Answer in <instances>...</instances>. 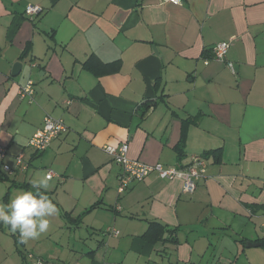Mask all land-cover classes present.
Wrapping results in <instances>:
<instances>
[{"label":"crops","instance_id":"crops-1","mask_svg":"<svg viewBox=\"0 0 264 264\" xmlns=\"http://www.w3.org/2000/svg\"><path fill=\"white\" fill-rule=\"evenodd\" d=\"M181 1L0 0V146L28 161L0 170V203L51 172L58 208L26 244L0 224V264H264V0ZM223 41L235 74L212 59ZM46 115L66 131L35 154ZM122 143L149 165L205 156V178L186 194L150 174L119 194L102 147Z\"/></svg>","mask_w":264,"mask_h":264},{"label":"built area","instance_id":"built-area-1","mask_svg":"<svg viewBox=\"0 0 264 264\" xmlns=\"http://www.w3.org/2000/svg\"><path fill=\"white\" fill-rule=\"evenodd\" d=\"M163 3H170L173 5H180L181 0H161ZM42 13V8L36 5H27L24 10L26 17L33 18ZM230 43L223 41L215 44L211 49L212 59L218 62H224L226 67L235 74L233 63L226 61V55ZM204 60V64H207ZM32 80H28L24 86L19 90L20 98H27L28 101L32 100L33 95ZM66 131L64 123L56 118L46 115L43 118V125L38 129L27 143V148L33 153H39L46 150L51 142L60 134ZM102 150L109 155L114 161L121 166V173L118 177L117 192L119 194L125 192L134 182H141L150 174H156L159 178L167 181L181 180L183 182L182 191L186 194H192L197 187L198 181L205 178L206 172V158L200 155H195L190 158L187 167H164L160 163L146 164L138 160L129 159L127 156L128 146L127 143H122L119 146L105 145ZM7 150L0 146V170L6 174H13L15 169L24 171L27 168L28 161L25 160L23 154L14 157V168L6 163ZM48 175L52 176L51 172ZM107 233L117 235L115 230H107ZM27 258L34 259L35 264H43L40 259H36L33 255H27Z\"/></svg>","mask_w":264,"mask_h":264},{"label":"clouds","instance_id":"clouds-1","mask_svg":"<svg viewBox=\"0 0 264 264\" xmlns=\"http://www.w3.org/2000/svg\"><path fill=\"white\" fill-rule=\"evenodd\" d=\"M51 175L33 181L36 191L21 190L10 203H0V224L19 233L21 243L39 239L50 227V218L58 213L57 206L47 195L52 187Z\"/></svg>","mask_w":264,"mask_h":264},{"label":"water","instance_id":"water-1","mask_svg":"<svg viewBox=\"0 0 264 264\" xmlns=\"http://www.w3.org/2000/svg\"><path fill=\"white\" fill-rule=\"evenodd\" d=\"M20 67H21V64L20 63L14 64L13 71H12V75H15V73L20 69ZM246 246L247 247H259V246H261V243H250V242H248L246 244Z\"/></svg>","mask_w":264,"mask_h":264},{"label":"rangeland","instance_id":"rangeland-1","mask_svg":"<svg viewBox=\"0 0 264 264\" xmlns=\"http://www.w3.org/2000/svg\"><path fill=\"white\" fill-rule=\"evenodd\" d=\"M49 197H50V195H48ZM51 196H53L54 197V195H51Z\"/></svg>","mask_w":264,"mask_h":264},{"label":"trees","instance_id":"trees-1","mask_svg":"<svg viewBox=\"0 0 264 264\" xmlns=\"http://www.w3.org/2000/svg\"><path fill=\"white\" fill-rule=\"evenodd\" d=\"M203 157H205V156H203ZM206 158V157H205ZM263 246H264V242H263Z\"/></svg>","mask_w":264,"mask_h":264}]
</instances>
